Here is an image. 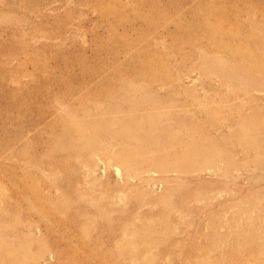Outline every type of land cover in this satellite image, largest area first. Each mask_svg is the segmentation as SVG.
<instances>
[{"label":"rangeland","instance_id":"rangeland-1","mask_svg":"<svg viewBox=\"0 0 264 264\" xmlns=\"http://www.w3.org/2000/svg\"><path fill=\"white\" fill-rule=\"evenodd\" d=\"M0 264H264V0H0Z\"/></svg>","mask_w":264,"mask_h":264}]
</instances>
